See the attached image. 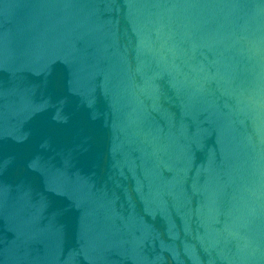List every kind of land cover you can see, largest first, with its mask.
<instances>
[{"label":"water","instance_id":"obj_1","mask_svg":"<svg viewBox=\"0 0 264 264\" xmlns=\"http://www.w3.org/2000/svg\"><path fill=\"white\" fill-rule=\"evenodd\" d=\"M0 264H264V0H0Z\"/></svg>","mask_w":264,"mask_h":264}]
</instances>
